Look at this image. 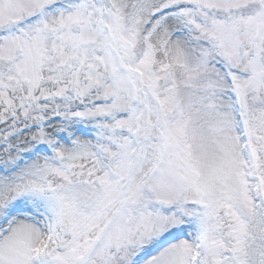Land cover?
Returning a JSON list of instances; mask_svg holds the SVG:
<instances>
[{
	"label": "snow or ice",
	"instance_id": "snow-or-ice-1",
	"mask_svg": "<svg viewBox=\"0 0 264 264\" xmlns=\"http://www.w3.org/2000/svg\"><path fill=\"white\" fill-rule=\"evenodd\" d=\"M0 264H264V0H0Z\"/></svg>",
	"mask_w": 264,
	"mask_h": 264
}]
</instances>
